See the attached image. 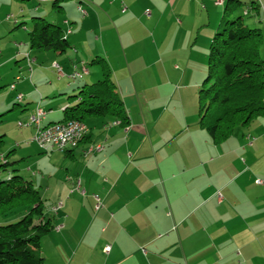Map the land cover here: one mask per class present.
Masks as SVG:
<instances>
[{
	"label": "crops",
	"instance_id": "obj_1",
	"mask_svg": "<svg viewBox=\"0 0 264 264\" xmlns=\"http://www.w3.org/2000/svg\"><path fill=\"white\" fill-rule=\"evenodd\" d=\"M217 1L58 0L48 7L39 0H0V87L13 62L14 79L20 77L1 96L0 115L12 108L11 95L21 93L23 120L41 108L43 125L62 121L65 108L74 104L69 97L103 76L95 63L80 78L82 85L68 77L74 68L66 66L67 59L65 67L59 64L89 46L79 61L86 66L88 59L106 60L130 117L127 125L111 117L88 118L78 147L54 150L52 218L44 219L55 228L41 240L44 264H264V117L221 144L199 123L198 94L215 35L209 6L221 3L225 13L229 0ZM34 17L59 25L70 47L53 54L32 50ZM160 20L184 31L179 48L176 36L163 31L161 49ZM121 27L129 31L123 35ZM19 28L27 38L14 35ZM26 54L33 60L32 76ZM41 58H53V66ZM35 73L48 77L40 99L55 98L45 101L47 111L44 101H35ZM94 145L102 149L90 151Z\"/></svg>",
	"mask_w": 264,
	"mask_h": 264
},
{
	"label": "trees",
	"instance_id": "obj_2",
	"mask_svg": "<svg viewBox=\"0 0 264 264\" xmlns=\"http://www.w3.org/2000/svg\"><path fill=\"white\" fill-rule=\"evenodd\" d=\"M55 5L61 9V5ZM242 5L240 0L228 1L224 21L210 44L207 76L198 94L199 123L217 144L264 117L262 30L248 26L242 16H228ZM28 35L32 50L65 52L70 47L62 28L45 17L32 19ZM92 63L100 64L104 79L84 85L71 95L74 104L65 108L62 121L111 117L129 124L130 117L108 63L100 57ZM4 144V136H0V155ZM9 163L5 156L0 169L6 170ZM19 207L27 210L24 217L0 223V264H44L41 240L55 224L44 219V200L33 181L14 174L0 181V216Z\"/></svg>",
	"mask_w": 264,
	"mask_h": 264
},
{
	"label": "rangeland",
	"instance_id": "obj_3",
	"mask_svg": "<svg viewBox=\"0 0 264 264\" xmlns=\"http://www.w3.org/2000/svg\"><path fill=\"white\" fill-rule=\"evenodd\" d=\"M217 1V0H216ZM243 5L240 6L236 11L230 12L231 14L228 15L229 19L236 18L238 16H242L243 20L245 23L252 27V28H260L263 33L264 37V0H242ZM42 5H46L48 7L52 6V1L51 2H42ZM216 3V2H215ZM217 4V3H216ZM217 5H220L219 7L217 6H209V10L211 11V24L213 25V34L216 33L222 24L223 20V14H224V9L225 5H221V3H218ZM204 10V16H206V11L205 8ZM55 15V14H54ZM51 20V18H50ZM177 21V20H176ZM31 22V20L29 21ZM177 23V22H176ZM30 26V24L28 25ZM209 27V24L206 26L202 27V32L200 33V42L202 41L201 37L203 36L205 30ZM29 28V27H28ZM204 30V31H203ZM129 31V29L126 30V28L121 27V33L124 35L125 32ZM165 31L166 34L169 37L176 36L177 40H174V43H176V48H179L181 45V41L183 40V33L184 31L179 32L178 31V26L175 24V22H172V20H160L156 26V38H157V43L161 47V49H166V44L163 42V35H159L161 32ZM134 32H139L137 29H134ZM197 32V30H196ZM14 35H18V39L20 38H27V31L24 28H19L14 30ZM159 33V34H158ZM152 35H154V32H152ZM196 36V35H195ZM171 43L173 44V38L170 39ZM212 41V40H211ZM194 42V40H193ZM211 43V42H210ZM210 43L208 44V58H207V71H208V62H209V48H210ZM199 46H201L200 43H197L196 45V50L199 49ZM89 46H85L81 50V54L79 56H76V51L72 54L74 56L73 58H62L60 61V65L64 66L68 63L66 66H73L74 69L70 70L71 72L67 73L68 77L71 79V81L74 80V82L81 83L82 85L84 84V80L80 78H72V74L75 71L81 72L83 68V63L82 61H79L80 59H86L84 58L83 54H85L86 50H88ZM169 50V49H168ZM42 52H47V51H42ZM49 53L53 54L55 51H48ZM262 57L264 58V44L262 46ZM76 56V57H75ZM53 58H41V62L43 64H49L51 65ZM66 64L64 63L65 60ZM23 60H27L23 59ZM21 60L20 63L23 61ZM77 61V62H75ZM75 62V63H71ZM85 62V61H83ZM87 63V61H86ZM55 65V64H54ZM53 66V64H52ZM92 63V60L88 59V65L86 64L87 68H92L95 67ZM11 67L13 69H11ZM17 64L13 62L10 64L6 69L3 74L4 77V83L0 87V98L3 96L5 93L11 92L12 90V84H18L19 81L14 79V75L12 74L14 72V69H16ZM34 67V66H33ZM18 69V68H17ZM66 69H69L66 67ZM56 71H59V69H55ZM18 71V70H17ZM52 73H54L52 69ZM30 75V72H29ZM33 74H31L32 76ZM36 75V73H35ZM87 75V74H85ZM83 75V77L85 76ZM57 76V75H56ZM207 76V72L205 77ZM205 77L202 80V83L205 79ZM79 79V80H77ZM104 79V76H102L101 80ZM48 80V77H44L42 74L41 76H35L34 80H30L31 84L33 85L32 87L34 88L35 92V98L36 102H42L44 101V104L42 105L44 108H46L47 111V105L45 104V101L50 102L51 100H55V98L51 95L48 94V96L44 95L43 99H40V92L43 93V88L41 87L42 84L46 83ZM56 80V79H55ZM77 80V81H75ZM99 80V79H98ZM98 80H88L89 85H92L93 83L97 82ZM49 82V81H48ZM43 84V85H44ZM74 88H77V86H74ZM79 90H77L78 93ZM3 93V94H2ZM74 94V92H73ZM12 98L14 99V104H12V110L10 109L9 111L5 112L4 114L0 115V136H5V146L3 147V152L0 155V164L4 163V157L6 156V159L10 161L8 164L6 170L0 169V181L4 179H8L14 174H21L24 176L27 180L33 181L35 187L38 190H41V194L44 197V205H45V216L47 218H52L51 214H49V207L51 206L52 200H51V191L50 187L53 184L55 179H52L51 174L56 170V164H57V159L56 157L53 156L54 150H59V149H53L49 151H44L42 148H40L36 143L32 142L31 140L34 137L35 134V129L32 132L30 129L31 127H25L21 128L19 125V122H27L21 118V114L23 111V103L22 100L20 101L18 99V95H11ZM38 110V109H37ZM38 112V111H37ZM37 115V113L35 114ZM33 115V116H35ZM29 121V120H28ZM80 145V144H79ZM78 145V146H79ZM77 146V147H78ZM30 148V149H29ZM76 148V147H74ZM74 148H68L69 149H74ZM28 150H31L28 151ZM65 151V150H62ZM15 159H22L19 161H15ZM43 181V182H42ZM55 183V182H54ZM27 210L24 207H19L14 209L13 211L0 216V223L1 224H9L18 221L24 215H26Z\"/></svg>",
	"mask_w": 264,
	"mask_h": 264
},
{
	"label": "built area",
	"instance_id": "obj_4",
	"mask_svg": "<svg viewBox=\"0 0 264 264\" xmlns=\"http://www.w3.org/2000/svg\"><path fill=\"white\" fill-rule=\"evenodd\" d=\"M218 2V1H217ZM220 2V1H219ZM83 12V8H80ZM26 57L28 58L29 65H30V71L31 74L33 72L32 68V62L33 60L31 59L29 54H26ZM56 66H59L56 64ZM89 69L83 65L82 71L78 72L75 71L72 74V78H82L83 75L88 74ZM17 80H20V77H17ZM15 88V84H12V89ZM18 99L22 100L23 99V94L19 93L18 94ZM37 115L31 116L29 121L27 122H19V125L21 127L24 126H33L35 129V134L33 139L31 140L32 142L36 143L42 150L44 151H49L53 149H59V150H66V141L69 138H78V142L81 141V138L79 136V129H76V122H80L79 120L71 119V120H66L64 121L63 124L58 125L57 127L54 128H45V125H43V120L45 118L46 112L38 108L37 110ZM58 133H66V141L63 142L62 145H55V138L58 135ZM102 149V146L100 145L97 149H93L92 151H99ZM263 181L258 179L257 183L261 184ZM97 198V205L96 209H99L102 206V203L98 197ZM63 205V202H60L54 210L57 211L61 206ZM111 249L110 246L106 247V250L109 251Z\"/></svg>",
	"mask_w": 264,
	"mask_h": 264
},
{
	"label": "bare ground",
	"instance_id": "obj_5",
	"mask_svg": "<svg viewBox=\"0 0 264 264\" xmlns=\"http://www.w3.org/2000/svg\"><path fill=\"white\" fill-rule=\"evenodd\" d=\"M39 1L50 2V1H55V0H39ZM80 8H82V7L80 6ZM63 123H64V121L52 123V124H49V125H45V128H54V127H57L58 125H61ZM76 129H79V136L82 137L81 138V141H82L84 136L88 132V127H87L86 123L83 122V121L76 122ZM65 141H66V133H58V135L55 138V145H62L63 142H65ZM81 141L78 142V138H69V139H67V141H66V149L77 147L81 143ZM99 146L100 145H94L89 150L92 151L93 149H97Z\"/></svg>",
	"mask_w": 264,
	"mask_h": 264
}]
</instances>
